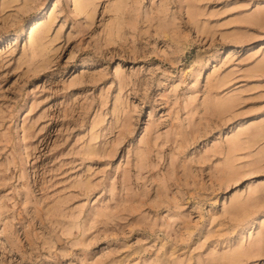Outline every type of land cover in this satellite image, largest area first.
Returning a JSON list of instances; mask_svg holds the SVG:
<instances>
[{
	"label": "rangeland",
	"instance_id": "1",
	"mask_svg": "<svg viewBox=\"0 0 264 264\" xmlns=\"http://www.w3.org/2000/svg\"><path fill=\"white\" fill-rule=\"evenodd\" d=\"M0 264H264V0H0Z\"/></svg>",
	"mask_w": 264,
	"mask_h": 264
},
{
	"label": "bare ground",
	"instance_id": "2",
	"mask_svg": "<svg viewBox=\"0 0 264 264\" xmlns=\"http://www.w3.org/2000/svg\"><path fill=\"white\" fill-rule=\"evenodd\" d=\"M259 17V16H258ZM260 18V17H259Z\"/></svg>",
	"mask_w": 264,
	"mask_h": 264
}]
</instances>
